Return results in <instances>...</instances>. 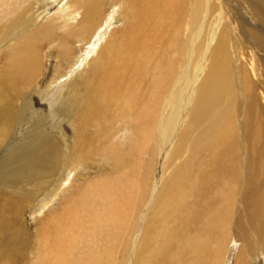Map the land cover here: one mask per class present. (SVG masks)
I'll use <instances>...</instances> for the list:
<instances>
[{"label":"bare ground","instance_id":"1","mask_svg":"<svg viewBox=\"0 0 264 264\" xmlns=\"http://www.w3.org/2000/svg\"><path fill=\"white\" fill-rule=\"evenodd\" d=\"M36 1L0 0V264L31 261L29 234L19 222L25 203L50 182L57 153L31 96L46 44H56L61 60L72 55L73 41L81 55L45 89L67 98L72 92L77 100L71 112L64 114L63 104L57 109L77 131L76 168L118 159L124 137L147 163L140 164L141 182L131 174L120 182L92 180L72 206L42 216L32 264H227L223 247L237 243L228 233L232 216L237 237L264 253L263 182L250 149L255 110L264 133V102L243 57L251 47L264 51V31L252 24L264 23V2L79 0L60 26L42 22ZM231 5L238 31L226 14ZM122 8L125 23L116 27ZM15 97L22 100L17 111ZM123 106L110 125L101 116L106 112L95 109ZM94 125L98 133L89 142ZM140 138L148 143L138 146ZM57 195L58 189L39 212ZM83 215L92 227H83Z\"/></svg>","mask_w":264,"mask_h":264},{"label":"rangeland","instance_id":"2","mask_svg":"<svg viewBox=\"0 0 264 264\" xmlns=\"http://www.w3.org/2000/svg\"><path fill=\"white\" fill-rule=\"evenodd\" d=\"M262 1L264 2V0ZM36 3L38 4L37 8H40V11L42 12L43 23H47L48 25L59 24L60 26L64 25L62 16L65 13H68L67 8L79 6V0H37ZM230 9L231 10H229L226 13L227 17L230 20L231 25L234 28H236V30L238 31L240 24L238 14L236 10L234 11L232 5ZM237 9L239 10L238 12L242 13L241 7L237 6ZM120 13L122 14V17L119 16L120 20L117 22L116 27H119L120 25L125 23L124 8H122ZM59 16L61 17L59 18ZM246 22L248 25L251 26L253 24L259 30L264 31V23L259 21H254L251 24V21H248L247 19ZM128 24H130V22ZM128 27H126V29ZM55 33L59 35H63L62 33L64 32L63 30L58 29L56 30ZM73 46L75 47L73 48L74 51L72 55L66 54L64 56L65 57L69 56V57L65 58L62 56L61 60H58L59 55L56 44L55 46L52 44H46V46L43 49L44 70L42 72V75L38 79L37 83L35 84L31 96L34 106L39 107L44 113L43 115L46 118V127L53 136L55 140V144L57 145V153H56L55 170L52 172V176H48L50 182L46 187L39 190L36 196L32 198L28 204L25 203V205L27 206L24 210V214L21 216V221L19 220L20 225L22 223L25 226L27 233L29 234L30 246L28 250L29 251L28 256L29 258L31 257L30 264H32L36 260L38 255L39 241L37 239L38 238L37 236H39L40 233L42 232L41 224L39 221L42 218V216H43V220L47 219L48 217L49 219H51L55 214L60 212L64 206H68V205L72 206L70 203H72L76 199V197H78L79 194L84 191L85 186L92 180H96L99 178H106L111 180L112 179L116 180L120 178L122 180V179H126V176L128 174H131L134 176L136 175V180L134 179V182L136 183L141 182V178H138L139 176L137 177V175L138 173L143 171L142 169L144 168V166H140V164L142 165V160L144 161V165H146L147 163V162L145 163L146 158L143 159L142 156L143 154L142 152L144 151L139 150V152L138 151L134 152L133 148L130 147L131 145L126 143V139H125L126 137H124V142H125L123 143L124 144L123 146L125 147L123 148L124 153H122V155H120L118 159L113 158L114 160H111L109 158H105V159L97 158L96 160H92L90 162L88 161L76 168V165L79 162L78 156L75 152L76 146H78L76 141L77 131H75L72 125L69 124L70 121L69 123L66 122V120H68L67 117L59 114L57 109L59 110V105L63 104L62 106H60V108H62L64 114H66L69 110L71 112V110L74 107H76L77 100L75 99L72 92L71 95L67 98L65 97V95L63 96L59 92L56 94V91L45 89L48 86V84L53 80L55 74H58L59 72H66L67 67L70 64H73L75 60H77V58L81 55L82 50L79 47V44L77 45V42L73 41ZM245 52L246 53H244L243 57L245 61L248 60V68L251 72V78L255 80V82H257L258 84L260 83V86H262L261 97L264 102V83L261 84V82H264V80H262L261 78V75L264 74V51H261L259 48L251 47L250 50L248 49V51L246 50ZM59 65L60 67L62 65V69L59 67ZM0 66H2L1 59H0ZM258 78L260 80H258ZM78 82L79 81L75 82L74 84H70V87L67 89L72 91ZM144 83L149 87V89L153 88L152 80H145ZM69 90H66L65 93L68 92ZM14 99L16 104H14L13 108L14 111H17V108H20V104L22 103V100L16 97ZM140 101L143 103L145 102L143 96H141ZM97 108H99L101 112L102 111L106 112V113H101V116L104 119V122H106V125H110L111 123H113L114 120H118L117 118L118 115H120L121 112L125 110L127 107L126 106L106 107V110L103 109V107H95V109ZM137 108H139V113H140V111L143 110L144 107L140 105ZM60 118H62L63 126L59 124ZM131 119L136 120L134 111L131 112ZM258 121L259 118L257 117V111L255 110L253 122L254 124H256L255 126L257 127L256 128L254 127V129L258 131H255L253 133V137L251 138L252 142H250V149H251L252 157L254 156V164L256 163L254 167L256 179L259 180L258 182L261 183L263 182V187H262L263 189L260 188V190L264 194V170H263L264 169V133L259 132L260 129H259ZM90 129L91 131H89L86 135L87 140L89 142L92 139L91 137H93L95 133H98L97 125L90 127ZM124 135L126 134L124 133ZM235 139H234V143L236 142L238 143L239 142L238 136H236ZM145 143H148V141L143 138H140L137 141L138 146L145 145ZM237 150H239V147H237ZM78 153H80V151H78ZM241 158H242V153L240 152L237 161L239 162ZM70 171H73L74 174L69 175ZM69 177L71 178L70 181L72 182L69 181L66 182L67 179H69ZM128 177L131 176L128 175ZM116 181L118 182L119 180ZM238 181H240L239 178ZM20 185L21 184H19V186ZM28 187L31 189L39 188V185L37 186L30 185ZM240 187L241 186H239V189ZM56 189H58V195L56 196L57 201L53 204L51 203V205H47L44 211L40 213L39 206L41 205L42 202L49 201L50 198L52 197V193ZM237 198H239V193L237 194ZM261 204L264 205V195H263V203ZM236 217H237V213H236ZM83 219L84 222L86 220V222L83 225L84 228L87 229L88 227L89 228L92 227L91 217H88L87 215H83ZM234 221L235 218H233L232 216L228 224V233H230V235L233 238H236L237 243L235 244L234 248L230 247L232 246V243L230 244L226 243V245L223 247V250L226 251V258H227L225 263L264 264V253L261 250L259 251L257 250V248H254L252 246L251 249H248L245 246V242L240 237H237ZM251 223L254 226V223L253 222ZM241 254L244 256H242Z\"/></svg>","mask_w":264,"mask_h":264}]
</instances>
